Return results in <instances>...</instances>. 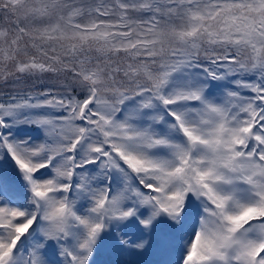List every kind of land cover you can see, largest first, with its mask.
Returning <instances> with one entry per match:
<instances>
[{
    "label": "snow or ice",
    "instance_id": "obj_1",
    "mask_svg": "<svg viewBox=\"0 0 264 264\" xmlns=\"http://www.w3.org/2000/svg\"><path fill=\"white\" fill-rule=\"evenodd\" d=\"M0 264H264V0H0Z\"/></svg>",
    "mask_w": 264,
    "mask_h": 264
}]
</instances>
